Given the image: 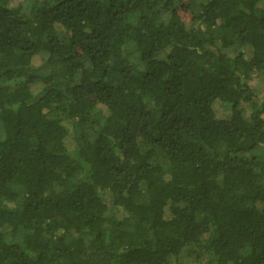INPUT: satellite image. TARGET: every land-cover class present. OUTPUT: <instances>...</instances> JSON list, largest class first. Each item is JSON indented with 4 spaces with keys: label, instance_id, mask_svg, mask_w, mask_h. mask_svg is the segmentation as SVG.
<instances>
[{
    "label": "trees",
    "instance_id": "1",
    "mask_svg": "<svg viewBox=\"0 0 264 264\" xmlns=\"http://www.w3.org/2000/svg\"><path fill=\"white\" fill-rule=\"evenodd\" d=\"M263 81L264 0H0V264H264Z\"/></svg>",
    "mask_w": 264,
    "mask_h": 264
},
{
    "label": "rangeland",
    "instance_id": "2",
    "mask_svg": "<svg viewBox=\"0 0 264 264\" xmlns=\"http://www.w3.org/2000/svg\"><path fill=\"white\" fill-rule=\"evenodd\" d=\"M263 83H264V81H263ZM260 84V83H259ZM262 84V83H261Z\"/></svg>",
    "mask_w": 264,
    "mask_h": 264
}]
</instances>
